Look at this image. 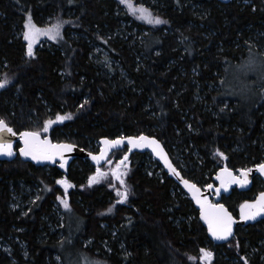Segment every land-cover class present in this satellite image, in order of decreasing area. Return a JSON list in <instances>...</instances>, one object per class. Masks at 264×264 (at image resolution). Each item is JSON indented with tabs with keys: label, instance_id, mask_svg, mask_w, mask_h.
<instances>
[{
	"label": "trees",
	"instance_id": "obj_1",
	"mask_svg": "<svg viewBox=\"0 0 264 264\" xmlns=\"http://www.w3.org/2000/svg\"><path fill=\"white\" fill-rule=\"evenodd\" d=\"M135 1L156 4L166 21L160 30L147 33L144 25L130 24L116 0H0V78L8 80L0 91V117L19 134L70 113L48 135L89 152L104 137L146 134L170 156L179 144L187 171L171 158L199 187L212 184L221 168L238 172L262 163L264 81L244 98L233 97L239 84L237 91L232 87L236 65L254 50L251 43L264 45V0ZM29 14L41 29L61 24L56 39L42 35L33 42L34 56L23 35ZM95 48L119 64L123 77L104 73ZM124 151L130 191L122 203L110 184L88 185L96 170L88 160L77 159L67 174L19 157L0 162V240L26 245L13 258L0 250V264H202L201 249L214 254L215 264H245L248 251L249 264H264V220L236 228L229 243L216 245L161 165L156 161L160 173H151L148 153L125 148L113 154ZM65 177L74 189L61 224L53 213L63 194L57 181ZM21 184L37 186L39 197L24 212L11 209V188ZM263 191L256 177L248 192L235 189L222 203L238 217L240 205ZM50 223L59 227L55 235Z\"/></svg>",
	"mask_w": 264,
	"mask_h": 264
},
{
	"label": "snow or ice",
	"instance_id": "obj_2",
	"mask_svg": "<svg viewBox=\"0 0 264 264\" xmlns=\"http://www.w3.org/2000/svg\"><path fill=\"white\" fill-rule=\"evenodd\" d=\"M121 3L128 4L131 10L139 13V18L143 20H147L150 24H162L166 23L159 16H153L151 11L145 8L143 5H140L138 8L132 7L131 0H121ZM27 30L23 33L24 39L28 41V52L29 56H34L35 53L33 51V42L38 39L41 35L51 36L52 39H56L57 36L60 35V22H57L54 25H50L47 29H41L37 27L32 22V17L29 14L27 20L25 21ZM101 39H103L101 37ZM8 84V80H0V88H4ZM83 105H81L82 107ZM71 114L60 115L57 114L55 120L48 119L44 122L42 129L35 130H25L19 133V136L24 142V147L19 149V152L25 157H31L33 160L40 161H53L55 162L56 158L59 157L61 163V167L65 166L66 157L64 155L65 152H69L73 150L76 146L71 143L66 142H57L53 143L51 139L47 136H42L41 132L47 133L49 128L56 123V121H63L65 119H69ZM7 133H11L16 135L13 128L9 126L8 122L0 117V155H8L12 156L13 152V142L7 139ZM127 141L132 148H151L155 154L164 160L165 164L172 172L173 175H176L184 184L186 188L192 193L193 197L196 200V203L200 205V215L203 220L207 223L208 231L211 235L217 240H226L228 237L233 235V224L236 221V218L232 215L231 212L223 205L219 203H212L207 196L201 194L200 188L193 182L184 179L180 176L178 169L171 163L168 158L167 153L164 151V148L161 142L155 137L139 135V136H127V137H117L115 139H109L107 137L103 138L104 149L100 152L99 155H92V159L99 162L102 159H105L106 154L109 149L113 147H118L123 145L124 142ZM221 157L225 156V153L216 149ZM127 160V154L121 160V164ZM111 163V161H109ZM120 165H117V169L113 171V174L119 180L121 184L124 185V188H116V193L120 197L121 202H125L129 197V188L126 185L123 176L126 175V172H121L119 170ZM255 168L259 170V172L264 173V162L258 163L255 165ZM253 171L252 168H241L239 172L241 175H235L232 169L224 167L220 169V173L217 176V179L220 180V185L222 188L227 189L232 184H240L244 186L249 183V173ZM108 176V173L103 172L101 169L97 168L96 172L89 177L88 183L94 184L99 181L105 179ZM57 183L64 185L65 193L67 189L71 186L70 181L67 178H62L57 181ZM110 187H115V185L110 184ZM83 187V185L81 186ZM207 188H213V185L208 184ZM217 195L220 194V189H215ZM39 199V197H37ZM61 202L63 203L64 208L69 209L70 204L66 197H60ZM113 209L109 207L107 209L108 212H111ZM264 215V192L259 194V198L252 201H244L240 205V220L248 221V220H256L258 216ZM202 255L200 259L207 262L212 257L213 253L209 249H201ZM192 259H196L192 257Z\"/></svg>",
	"mask_w": 264,
	"mask_h": 264
},
{
	"label": "rangeland",
	"instance_id": "obj_3",
	"mask_svg": "<svg viewBox=\"0 0 264 264\" xmlns=\"http://www.w3.org/2000/svg\"><path fill=\"white\" fill-rule=\"evenodd\" d=\"M116 1L119 3L122 11L125 12L127 15H129L132 18L131 19L132 22L130 24L136 23V24L144 25L145 28L142 31L147 32V33H151L155 30L158 31V30H160V28H162L161 24H150V23H148L147 20L140 19L139 13L136 12L134 14V12L131 10V8L128 4L121 3V0H116ZM244 2L250 3V1H248V0H244ZM131 5H132V7H135V8H138L140 5H143L145 8H147L151 11L153 16H158V12L160 11L158 8L155 7L156 4L154 2L144 4V3H138L135 0H131ZM137 31H138V29L135 28L134 32L137 34V38L141 39L142 36L139 33H137ZM166 32L167 31H165L164 33L167 34ZM41 36H39L38 38H41ZM43 42L50 45V43L46 40L45 41L43 40ZM263 44H264V40H263ZM251 45L254 46V48H253L254 50L253 51L247 50V53L245 54V59L236 65L239 68L236 69L237 78H235V80H234L235 86L232 87V89L236 88V91H237L238 84H239L240 90L235 92L234 96L231 95L233 97H236L237 95H239L240 98H244L246 96H249L251 94V92L252 93L255 92V90L253 89V86L258 85L259 81L260 82L264 81V74H263L264 72L261 73L262 75L259 74L260 71H264V45H260L257 43H251ZM93 58L99 64H102L104 73L107 74L110 79L112 78L111 75L115 76V74H117V76H119V77H123V75H124L123 69L120 68L119 64L116 61L109 58V55L107 53H105L102 49L95 48V55L93 56ZM113 65L116 67V69L112 68ZM258 74H259V76H258ZM241 77H242V80L240 79ZM261 78H263V79H261ZM0 80H1V78H0ZM244 82H247V83L250 82L252 84L251 90H243L245 84H247ZM4 88H0V91ZM236 93H238V94L236 95ZM149 110L150 109H148V107L145 108L146 113ZM68 120L69 119H65L63 121H56V123H54V124H55V126L62 125L64 123H66ZM53 126L54 125H52V127ZM52 127L49 128V131L47 133L42 132L43 134H41V135L42 136H49L48 134L51 132ZM95 146H96V148L92 151H94V153H97L100 150L99 142L96 143ZM183 150H184V148L180 147L179 144H176L171 149V156L173 159H175L179 163L180 167L183 170L187 171L188 167H187L186 159L184 158V155H183ZM125 154H126V151H124L122 153L116 152L115 154H113V156L111 155L108 158L105 165L98 167L103 172L108 173V176L105 179L99 181L98 183H94L91 185L88 183V185L90 187L99 185L101 183H107V184L115 185V187H111V188L114 190V193H115V196L117 198L118 203H122V202L120 201V197L116 193V188L123 189L124 185L119 182V180L113 174V171L117 169V165L119 164L120 165L119 170L121 172H126V175L123 176V179L126 183V177H127L128 172L130 170L129 169L130 168V162L126 160V161H124L123 164L120 163L121 160L123 159V157L125 156ZM148 155L149 156L147 157V161L149 162L148 167L150 168L151 173L153 171H156L159 174L160 171L157 170V167L158 166L160 167V165L159 164L155 165V163H157V162L154 160V157L149 153H148ZM195 158L197 159V157H195ZM109 161H111V163H109ZM200 166H201V164H200ZM96 170H97V168H96ZM96 170H95V172H96ZM216 174L214 175V177L216 176ZM214 177H213V179H214ZM205 178H207V177H205ZM258 178L261 179L260 177H258ZM213 184L217 185V183H215L214 180H213L211 185H213ZM206 186L207 185L203 184L202 185L203 189L207 188ZM60 187H61L63 194L58 197V200L55 203V209H54L53 214L55 216V219H57L62 224L63 213H64L66 208H64L60 197H66V199L69 202V200H70L69 194H70V191L74 189V186L69 187L67 189L66 193H65L64 185L61 184ZM37 196H38L37 186H25V185L21 184V185H19L18 189L11 188V209L13 211L24 212V209L27 206H29V204L32 201H34ZM256 198H257V195L254 196L251 199V201L255 200ZM239 212H240V209H239ZM48 230H50V233L55 235L58 232L59 227L55 226V224H53V223H50L48 225ZM90 243H91V241L87 242L86 246H90ZM0 250L4 253L8 254L9 256L11 255V258H13V254L15 252L22 253V254L25 253L26 245L24 243L20 242L18 239H12L11 245L5 241L0 240ZM201 255H202V253H201ZM251 256H253V253L248 251V253L246 255H244V258L242 256V261L246 262L245 264H249L248 259ZM214 261H215V256L213 254L212 257L210 258V260L207 262V264H215ZM201 263L206 264V262L202 259H201Z\"/></svg>",
	"mask_w": 264,
	"mask_h": 264
},
{
	"label": "water",
	"instance_id": "obj_4",
	"mask_svg": "<svg viewBox=\"0 0 264 264\" xmlns=\"http://www.w3.org/2000/svg\"><path fill=\"white\" fill-rule=\"evenodd\" d=\"M5 135H6L7 139H9V140H11L13 142V152H14V154L12 156L0 155V162H12L17 157H19L24 163L32 164L36 168L57 167L61 172L65 173V174L68 173L69 168L71 167V165L77 159L88 160L94 167L98 168V167H101V166L105 165V163L107 162L108 158L111 155H113V153L115 151H117V150H122V149L127 148L128 151H129V153H141V154H147V153H149V154H151L154 157V160L157 161L161 165V167L164 169V171L168 175V178L169 179H172L181 188V190L183 191V193L190 199V201L192 202V204L194 205V207L196 208V210H198L200 223L202 224V226L204 228L207 229V233H208V237H209L210 241L212 243L216 244V245H225V244L229 243L233 239L237 227H239V226H246V225L255 223L257 221L264 220V215L258 216L256 220H248V221H244V220H240V218L239 219L236 218V221L233 224V235L230 236V237H228V239H226V240H217L208 231L207 223L203 220V218L200 215V205L196 203V200L193 197L192 193L188 190V188H186L184 186V184L182 183V181L176 175H173L172 174V172L169 170V168L165 164L164 160L161 159L160 157H158L155 154V152L152 151L151 148H147V147H145V148H132L131 145L127 141H125L123 145H120L118 147H113V148L109 149L108 152H107V154H106L105 159H102L99 162H97V161H95V160L92 159V155H99L100 152L104 149V143H103V139H102V140L99 141L100 150L97 153L89 152V151H87V150H85L83 148H80L79 146L75 145L76 147L73 150L64 153V155L66 157V163H65V166L64 167H61V163L62 162L60 161L59 157L56 158L55 162H53V161H40V162H37V161L33 160L31 157H25V156H23L19 152V149L22 148V147H24V142L21 139V137L19 136V134L16 133V135H13L11 133H7ZM143 135H146V134H143ZM146 136H148V135H146ZM47 137L52 140V138L50 136H47ZM124 137H127V136H124ZM109 139H115V138H109ZM52 142L53 143H57V142H54L53 140H52ZM161 144H162V142H161ZM16 145H19V148L18 149L15 148ZM162 146L164 148V151L167 153L168 158L171 161V163L177 168V166L174 164V162H173V160H172L169 152L166 150L165 146L163 144H162ZM252 169H253V171L251 173H249V183L246 184V185H244V186H241L240 184H232L227 189L222 188L221 185H220V180L217 179V176L220 173V171H218L217 174H216V176L214 177V181H215V183H217V186L213 185V188H211V189H209V188L203 189V188L199 187L198 185L197 186L200 188L201 194L204 195V196H207L208 199L212 203H214V204L215 203L223 204L222 203V196L223 195L229 196L230 193H231V189L232 188L237 189L239 192H248L252 188V184H253L254 178L261 177V178L264 179V173L259 172V170L256 169L255 167L252 168ZM178 171L180 173V176H182L186 180H189V179H187L183 175V173L179 169H178ZM233 173L235 175H241L240 172L238 174H236L235 172H233ZM191 182H193V181H191ZM217 188L220 189V194L219 195H217L216 192H215V189H217ZM258 198H259V196L257 197V199ZM228 211H229V209H228Z\"/></svg>",
	"mask_w": 264,
	"mask_h": 264
},
{
	"label": "bare ground",
	"instance_id": "obj_5",
	"mask_svg": "<svg viewBox=\"0 0 264 264\" xmlns=\"http://www.w3.org/2000/svg\"><path fill=\"white\" fill-rule=\"evenodd\" d=\"M253 168H254V167H253ZM219 171H220V170H219ZM232 171H233V170H232ZM233 172H235V171H233ZM235 173L238 174L239 171H238V172H235ZM213 185H214V184H213ZM215 186H217V185H215ZM233 189H235V188H232V189H231V193H232ZM231 193H230V195H231ZM230 195H229V196H230ZM229 196H225V195H223V196H222V199H223V197H229ZM256 199H257V198H256ZM239 214H240V212H239ZM235 218H237V217H235ZM237 219H239V215H238V218H237ZM252 224H253V223H252ZM246 226H247V225H246ZM239 227H240V226H239ZM237 228H238V227H237ZM235 233H236V231H235ZM234 235H235V234H234Z\"/></svg>",
	"mask_w": 264,
	"mask_h": 264
},
{
	"label": "flooded vegetation",
	"instance_id": "obj_6",
	"mask_svg": "<svg viewBox=\"0 0 264 264\" xmlns=\"http://www.w3.org/2000/svg\"><path fill=\"white\" fill-rule=\"evenodd\" d=\"M261 178V177H260ZM263 181H264V179L263 178H261ZM233 190H235V189H233ZM233 192V191H232ZM264 192V191H263ZM262 193V192H261ZM232 194V193H231ZM260 194V193H259ZM259 194L257 195V197L259 196ZM249 201H251V200H249Z\"/></svg>",
	"mask_w": 264,
	"mask_h": 264
}]
</instances>
